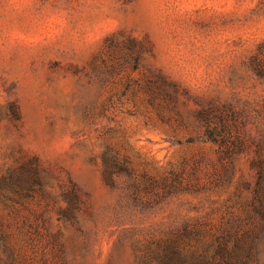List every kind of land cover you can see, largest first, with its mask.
Listing matches in <instances>:
<instances>
[{
	"label": "rangeland",
	"instance_id": "obj_1",
	"mask_svg": "<svg viewBox=\"0 0 264 264\" xmlns=\"http://www.w3.org/2000/svg\"><path fill=\"white\" fill-rule=\"evenodd\" d=\"M105 158L131 173L111 181ZM28 162L46 185L23 198L5 184ZM261 168L264 0H0V224L14 264H143L159 238L207 232L252 199ZM173 175L183 188L168 192ZM73 186L82 232L60 214Z\"/></svg>",
	"mask_w": 264,
	"mask_h": 264
},
{
	"label": "trees",
	"instance_id": "obj_2",
	"mask_svg": "<svg viewBox=\"0 0 264 264\" xmlns=\"http://www.w3.org/2000/svg\"><path fill=\"white\" fill-rule=\"evenodd\" d=\"M131 173L126 164L110 162L105 158L106 177L111 181L120 172ZM184 179L173 175L172 182L165 178L163 187L168 192L180 191ZM46 180L37 163L28 162L12 171L5 186L14 194L30 198L45 191ZM138 186V183L134 184ZM67 206L60 214L69 223L79 224L82 196L76 187L64 189ZM237 210H229L219 225H210L207 232L199 226L184 227L158 239L156 245L148 246L141 255L143 264H254L257 261V244L264 234V168L259 171V180L252 199L241 202ZM0 224V264L13 257V251L3 235ZM195 240V243L192 241ZM13 259V258H12ZM11 261L14 264L15 259ZM7 261V260H6Z\"/></svg>",
	"mask_w": 264,
	"mask_h": 264
}]
</instances>
